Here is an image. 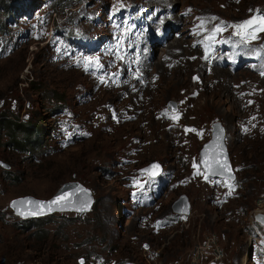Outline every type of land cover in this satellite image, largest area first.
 <instances>
[{"label": "rangeland", "instance_id": "374dc122", "mask_svg": "<svg viewBox=\"0 0 264 264\" xmlns=\"http://www.w3.org/2000/svg\"><path fill=\"white\" fill-rule=\"evenodd\" d=\"M18 1L7 0L11 14L0 8V113L43 132H31L39 144L32 158L10 143L9 131L17 139L23 133L0 128V159L10 165H0V264H264V252L249 241L253 214L264 212V78L255 74L262 73L248 59L247 69L221 67L214 74L195 51L170 49L194 44L198 32L226 44L238 31L232 25L264 14V0H173L174 14L183 13L176 34L183 26L187 40L172 34L173 55L163 54L164 47L154 54L170 62L145 72L117 54L116 17L132 5L146 8L147 0H71L63 9L55 0H30L29 15ZM226 1L231 5L224 7ZM205 7L231 16L214 39L212 24L193 23ZM80 39L86 46H77ZM260 41L248 46L247 57L264 56ZM192 86L191 97L181 93ZM213 120L228 135L232 182L205 174L199 163ZM66 127L71 131L61 134ZM131 135L145 143L137 160L127 150ZM155 163L163 168L156 178L137 172ZM68 181L91 192L89 211L54 212L38 227L20 226L11 198H49ZM179 199L189 202L188 214L173 213ZM213 235L222 255L193 258Z\"/></svg>", "mask_w": 264, "mask_h": 264}, {"label": "bare ground", "instance_id": "6f19581e", "mask_svg": "<svg viewBox=\"0 0 264 264\" xmlns=\"http://www.w3.org/2000/svg\"><path fill=\"white\" fill-rule=\"evenodd\" d=\"M230 2H232V1L223 2V6L226 7V6L231 5ZM152 3H154V5H151ZM173 3H174L173 0H147L146 5L149 6V8H148L149 12L146 15V21L144 23H142V25L136 26L135 28H133L132 24H130L123 16H120L117 19L118 27H119V30L121 32V37H122L121 45L126 49V54L124 56L130 54L132 49L137 47V44H140V40L137 42L134 37L133 38L131 36L129 37V35H128L129 31H131V34L137 33L140 35L142 32L152 31V30L158 29L159 27H161L163 25H167L166 36L168 37L167 44L163 48L164 50L162 51L163 54L166 51L165 53L170 55L169 54L170 49H172L171 52L181 53L182 51H186L188 54L190 51H195L196 56L199 57L203 66L210 68L212 70L214 69L215 70L214 74L218 71L219 68H221V66L217 65V62L220 63L219 58H218L219 56H222L223 58H227V57L231 58L233 56H236V55L239 56V55L243 54V50H241L238 54H235L236 53L235 51L234 52L233 51L220 52V48L223 45H225V42H222V41L214 43V46H212V47H207L206 46L208 43L207 38H205L204 36H201L199 32L196 33V35H195L194 44L192 43L188 47H181L180 43L177 42L176 46H174L172 44L171 45L172 48L169 49V46H170L169 37H171L172 34L175 35L177 33L178 30H176V29H178L177 24H180L179 21H181V24L183 23L182 22L183 13L179 12V13L174 14L172 9H170V6L173 5ZM168 11H170V12H168ZM150 13H156L157 14L156 18H153ZM166 18H168V19L163 22V20ZM213 18H215V19H213ZM226 18H231V16H226V14H223V13L215 14V10H211L210 8L205 7L201 13L200 18L193 21V23L197 26H203L205 29H207L208 26L210 24H212V29L214 30L217 26L224 24L226 22L225 21ZM202 21H203V24H201ZM182 27L180 28V37H178L179 36V33H178V34H176L177 37H173V38H180V39L184 38L183 40L186 41L187 39L185 38V36H181V34H183V31H184V29H182ZM188 29L191 30V29H193V27L190 26ZM181 37H183V38H181ZM173 41H176V39L172 40V43H173ZM173 47H176V49H173ZM160 48L161 47H158V48H156V50L157 49L159 50ZM168 49H169V51H168ZM214 49L216 50V54H215V52H213ZM155 51H153L154 52L153 56H152L153 58L149 61L148 64L143 65L142 69L147 70V66L150 64H152L154 67V65L158 66V63H160V62L162 64H163V62H164V64L170 62L169 59L163 60L162 57H161L162 59L159 58L157 60L156 59L154 60ZM176 53H175V55H176ZM172 55H173V53H172ZM172 55H170V56H172ZM176 59L178 60L179 58L173 57L172 62H174ZM153 60H154V62H153ZM196 63L197 64L195 65L194 68L201 67L199 62H196ZM178 64H180V63H176V66H178ZM246 67H247L246 63H241V65L239 66V69H246ZM219 73H221V72H219ZM159 76L160 75H158V78H159ZM257 76H259V75H257ZM261 77H263V76H261ZM157 81L158 80H155V82H157ZM96 83H98V80H96ZM195 88H196L195 86H192L191 88L184 87V88H182L181 93H183V95H185V96L189 95L191 97ZM145 96H147V95H145ZM148 98H149V96H148ZM142 105H144V103H142ZM134 138L135 137L133 135H131L130 136L131 140L127 144L129 145V148L133 149L134 153H133L132 157L137 159L138 153L142 149L141 145L143 144V146H144L145 143L140 141V139L138 142H134L133 141ZM134 143H137V145H135ZM73 186H74V184L73 185H71V184L67 185L64 188L65 192H71L73 190L72 189ZM74 194H75L74 196L77 195L76 192H74ZM79 194H81V193H79ZM56 196H58V195H56ZM248 263L250 264V262H248Z\"/></svg>", "mask_w": 264, "mask_h": 264}, {"label": "water", "instance_id": "95a60500", "mask_svg": "<svg viewBox=\"0 0 264 264\" xmlns=\"http://www.w3.org/2000/svg\"><path fill=\"white\" fill-rule=\"evenodd\" d=\"M172 103H173L172 109H175V104H174V102H172ZM225 137H226L225 128L222 126L221 122L219 120L213 121L211 123V137L202 144V147L199 150V154H200L199 160H200L202 167L204 168V170L206 172L217 173V175H222V176H227V177L233 178L234 172L232 170V167H230V169H231L230 172L225 171L223 169H217V167L215 165H213V167L211 169H209L202 162L205 158V155H207L209 162H211L215 159H220L222 162L225 158L227 160V153H226V145L227 144L225 142ZM227 163H228V160H227ZM0 164L5 168H9V166H10L9 163L4 162L3 160H0ZM228 165H229V163H228ZM149 168L150 167L145 166V167H143V170L149 169ZM160 168H161V166L159 165L158 172L160 171ZM70 184L71 185L74 184V186L72 187L73 190L71 192L72 193L76 192L77 197L74 196L75 195L74 194L71 197V200H72L71 203L65 202V204L63 206L56 205V206H54L53 211L49 212L45 209L43 214H40V215H21V214H19L20 210L27 211L29 208H33V210H35L34 206L33 205H27V204L17 205L16 207L12 206L14 201H23V200L40 201V202H45V203L50 202L51 200H53L56 197V195H60L61 193H64L65 192L64 188ZM77 188L86 189L87 192H77L76 191ZM79 193H81V194H79ZM182 198H184V196ZM179 200H180V202H176V204L172 203L173 211L185 212V213L189 212V202L187 201V203H185L181 199H179ZM93 201H94V199H93V196L91 195V192L87 188H85L82 183H80L79 181H68V182L62 183L57 188V190L54 192V194L49 198L35 197L33 195L26 194V195H21V196H17L15 198H12L9 201V206L11 207L12 211L15 214L19 215L20 217H37V216H43L46 214H50L54 211H63V210H65V211L66 210L78 211L77 209L80 208L84 204H87V207L84 210V211H87L91 208ZM84 211H78V212H84ZM254 218L257 222H259L263 226V229H264V212H255ZM209 264H219V263H217L215 261H211Z\"/></svg>", "mask_w": 264, "mask_h": 264}, {"label": "snow or ice", "instance_id": "6c2138e0", "mask_svg": "<svg viewBox=\"0 0 264 264\" xmlns=\"http://www.w3.org/2000/svg\"><path fill=\"white\" fill-rule=\"evenodd\" d=\"M215 19V18H213ZM203 24V21L201 22ZM232 27L238 29V31L235 33L236 35H240L244 37L245 39L251 38L252 40L257 39L258 34L261 32H264V14L256 15L251 17L248 20H245L239 24L232 25ZM223 31V29L219 26H217L212 35L209 37V39H214L215 34L218 32ZM85 67H87V64H85ZM264 74V72H262ZM174 120H178L179 116L178 115H173L171 117ZM186 131H195L194 129H186ZM209 169L215 165L217 169H223L225 171H231L230 166L227 163L226 158L223 160V162L220 159H215L211 162H209V159L207 155H205L204 160L202 161ZM194 168H197V174L199 173V165L195 164L193 165ZM155 170V171H154ZM159 170V165L158 164H153L149 169H144L143 172L148 173L150 176H154L158 174ZM217 174V173H213ZM222 174V173H221ZM205 179H208L207 176H205ZM228 187L230 189H234V186L229 184ZM77 192H87L86 189L83 188H77ZM231 195V191L228 193ZM74 195L72 192H64L61 193L60 195L56 196L52 201L50 202H40V201H32V200H23V201H14L13 202V207H16L17 205H33L35 210L33 208H29L27 211L20 210L19 214L21 215H40L43 214L44 210L46 209L47 211H53L54 206L60 205L63 206L65 202L71 203V197ZM90 203V202H89ZM87 207V204L82 205L80 208H78V211H84Z\"/></svg>", "mask_w": 264, "mask_h": 264}, {"label": "trees", "instance_id": "16d2710c", "mask_svg": "<svg viewBox=\"0 0 264 264\" xmlns=\"http://www.w3.org/2000/svg\"><path fill=\"white\" fill-rule=\"evenodd\" d=\"M9 1L11 4H14V6H15L16 0H9ZM6 3H7V0H0V8L5 10L4 11L5 14L6 13L11 14L14 6H10V5L6 6ZM29 3H30V0L18 1L17 9L19 8V10H22V9L29 10V8L27 7ZM55 3L60 5V7L63 9L64 7H68L72 2H71V0H55ZM14 15L15 14H12L11 17H13ZM0 26H1V20H0ZM53 112H54V110H53ZM0 128L12 130V131H15V129H17V131H20L21 133H23L24 136L17 139L16 135L9 131V135H10V139H11L10 143L16 144L19 149L27 151L28 156L31 155L32 158L35 157L34 155H36V154L33 153L34 151L32 152V149H34V147L35 148L38 147L39 144L36 143V141H35L38 138L37 137L32 138L31 132H38L39 134H41V132H43V131H41L40 128L30 131L28 128V125H26L25 123L17 122V121H12L8 117H6V115L3 113H0ZM43 220H44V217H34V218H27V219H23V220H19V221L21 222V224H20L21 227H28L29 228L31 225H36L38 227ZM36 233H38V231ZM14 253H17V252H14ZM14 255H17V254H13V256ZM13 261H15V260H13Z\"/></svg>", "mask_w": 264, "mask_h": 264}, {"label": "built area", "instance_id": "2783aa9c", "mask_svg": "<svg viewBox=\"0 0 264 264\" xmlns=\"http://www.w3.org/2000/svg\"><path fill=\"white\" fill-rule=\"evenodd\" d=\"M217 239L218 237L216 235L205 238L195 250V254L193 253V258L198 257L204 259L207 258V255L209 254H212V258H219L223 251L218 245ZM249 239H251V236H249Z\"/></svg>", "mask_w": 264, "mask_h": 264}, {"label": "clouds", "instance_id": "9594fccd", "mask_svg": "<svg viewBox=\"0 0 264 264\" xmlns=\"http://www.w3.org/2000/svg\"><path fill=\"white\" fill-rule=\"evenodd\" d=\"M70 6V5H69ZM102 31H100V33H101ZM104 32H108L107 30H104Z\"/></svg>", "mask_w": 264, "mask_h": 264}, {"label": "flooded vegetation", "instance_id": "af4514ba", "mask_svg": "<svg viewBox=\"0 0 264 264\" xmlns=\"http://www.w3.org/2000/svg\"><path fill=\"white\" fill-rule=\"evenodd\" d=\"M3 160V159H2ZM4 161V160H3ZM4 162H6V161H4ZM6 163H8V162H6Z\"/></svg>", "mask_w": 264, "mask_h": 264}]
</instances>
